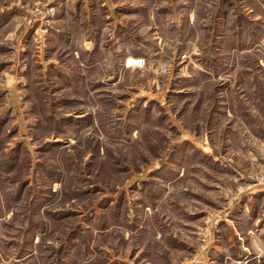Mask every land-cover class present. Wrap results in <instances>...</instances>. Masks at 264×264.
Segmentation results:
<instances>
[{"label": "rangeland", "instance_id": "374dc122", "mask_svg": "<svg viewBox=\"0 0 264 264\" xmlns=\"http://www.w3.org/2000/svg\"><path fill=\"white\" fill-rule=\"evenodd\" d=\"M0 264H264V0H0Z\"/></svg>", "mask_w": 264, "mask_h": 264}]
</instances>
